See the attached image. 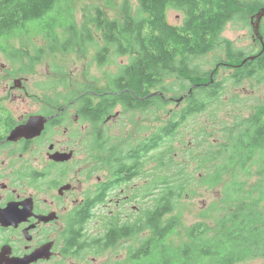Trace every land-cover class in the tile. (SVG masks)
Listing matches in <instances>:
<instances>
[{
  "label": "trees",
  "instance_id": "16d2710c",
  "mask_svg": "<svg viewBox=\"0 0 264 264\" xmlns=\"http://www.w3.org/2000/svg\"><path fill=\"white\" fill-rule=\"evenodd\" d=\"M136 2L122 0L121 19L110 18L98 5L79 23L73 0H0V49L17 63L23 64L25 54L9 51L16 47L8 40L32 32L63 53H88L93 48L95 61L102 67L110 61L111 50L116 57L133 54L130 62L118 65L109 76L110 89L97 93L96 104L92 93L81 94L80 112L97 128L119 106L151 113L167 108L170 113L150 137L108 150L114 158L112 175L100 183L103 195L95 199L108 202L109 190L144 175L147 185L139 196L146 199L145 206L129 218L82 209L67 235L66 252L100 253L132 240L134 245L127 252L130 264H235L258 257L264 264V118L259 113L236 115L225 140L208 147L207 161L215 163L203 173V182L217 186L224 176L232 175L224 190L232 210L219 220L217 234L210 235L206 224L197 222L187 228V239L176 243L185 226L174 211L194 177L170 171L178 155L176 143L184 140L187 127L197 133L199 114L219 110L231 86L237 89L248 79L264 82V51L247 58L250 54L222 35L229 22H249L264 0ZM171 9L184 13L180 24L170 21ZM218 48L225 58L218 57L212 69L202 66L200 59ZM44 51L39 47L35 59ZM171 104L178 107L169 108ZM99 135L98 146L105 154L106 140ZM150 176L155 178L150 181ZM98 218L102 219L100 231L91 234L89 225Z\"/></svg>",
  "mask_w": 264,
  "mask_h": 264
},
{
  "label": "rangeland",
  "instance_id": "374dc122",
  "mask_svg": "<svg viewBox=\"0 0 264 264\" xmlns=\"http://www.w3.org/2000/svg\"><path fill=\"white\" fill-rule=\"evenodd\" d=\"M137 4L136 0H132ZM122 0H73L75 17L80 23L84 20L94 6L101 5L105 8L110 18L122 17ZM256 16V15H255ZM184 18V13L178 9H171L169 19L175 24H180ZM35 30V29H32ZM223 38L232 40L235 47L244 49L248 54H253L262 49L260 41L254 40L255 22L232 21L229 22L222 33ZM16 49L9 51H21L25 54L22 59L23 64L17 63L5 55L4 50L0 51V99L3 98L15 113L32 111L38 105L39 97L47 100V97L74 99L85 92H103L109 90V76L117 69L118 65L130 62L133 54L116 57L111 50L110 61L105 66H99L95 61L94 49L82 52L63 53L58 47H49L45 38L38 33L18 34L8 40ZM103 46V43L100 44ZM39 47H44V52L38 60L35 59L39 52ZM31 56V57H30ZM224 57L222 48L212 51L200 62L202 66L212 69L218 57ZM232 69L229 68L228 71ZM264 77V73H263ZM16 79H21V86L14 87ZM13 88L11 91L10 89ZM225 101L219 110L214 113H201L197 116V134L191 127H187L184 140L176 143L178 152L175 164L171 167L173 174H186L191 179V185L186 194L180 199L174 214L180 215L183 225L181 236L176 237V243L186 240L187 228L197 222H203L209 229L210 235L219 232L218 222L232 210L230 203L224 200V190L226 184L231 180L229 173L223 178V182L217 186H211L203 182V173L214 167L213 162H208L210 154L209 145L211 142L221 144L225 140V134L229 131L234 117H249L257 112L264 118V82L260 83L254 79L245 80L237 89L234 86L229 88ZM67 99V100H68ZM178 105L171 104L169 108H176ZM168 109H157L155 113L145 110H124L121 106L112 110L109 115L103 118V136L106 140L102 150H112L113 146L118 148L123 144H136L156 131L162 123L168 119L170 113ZM84 123V122H82ZM85 126V123H84ZM83 127V126H82ZM88 132H81V150L78 156L82 159V187L86 191H93L98 183L111 177V165L113 157L110 151L101 153L98 144H93L88 138L91 133V125ZM86 141V142H85ZM104 155V156H103ZM105 157L107 161L96 160V157ZM88 160V162H87ZM149 173H152V165ZM155 168V167H154ZM155 173V172H153ZM155 176H150L152 181ZM257 176H253L251 181ZM147 181L145 176L135 182L125 184L116 190V197H120L121 203L108 202L104 206L96 209L99 216H118L125 218L140 212L145 206L146 199L139 196L146 189ZM264 203V199H263ZM264 212V206L262 207ZM102 220V219H101ZM101 220L89 225L91 234L100 231ZM132 240H123L116 247L100 253L84 252L82 257H67V264H130L127 259V252L133 247ZM263 258H252L235 264H262Z\"/></svg>",
  "mask_w": 264,
  "mask_h": 264
},
{
  "label": "flooded vegetation",
  "instance_id": "af4514ba",
  "mask_svg": "<svg viewBox=\"0 0 264 264\" xmlns=\"http://www.w3.org/2000/svg\"><path fill=\"white\" fill-rule=\"evenodd\" d=\"M263 7L251 18L254 40L261 42L262 49L247 58L264 51V16L257 26ZM91 97L94 104L100 100L94 92ZM38 99L32 111L17 113L0 99V264H67V257L81 258L82 252H66L67 235L75 228L78 214L108 202L121 203L116 190L122 186L109 190L105 203L95 201L103 195L100 183L105 180L93 191L82 187L81 132H88L91 125L88 138L98 144L99 134H104L103 119L97 128L82 116L81 95L72 100ZM35 117L40 127L44 123L39 134L9 138L18 126ZM67 154L69 159H65ZM38 251L40 256L30 260Z\"/></svg>",
  "mask_w": 264,
  "mask_h": 264
},
{
  "label": "water",
  "instance_id": "95a60500",
  "mask_svg": "<svg viewBox=\"0 0 264 264\" xmlns=\"http://www.w3.org/2000/svg\"><path fill=\"white\" fill-rule=\"evenodd\" d=\"M264 16V7L258 12V19H257V26L259 27V23L261 19ZM21 79H16L14 83V87H20L21 86ZM38 119L37 117L31 118L26 124L18 126L9 136L10 139H17L20 136L27 135V136H35L41 132V130L44 128V123L41 125V127L38 124ZM70 154H67L65 159H69ZM63 160V159H62ZM40 256L39 251L37 254H34L33 257L30 256V260H35Z\"/></svg>",
  "mask_w": 264,
  "mask_h": 264
},
{
  "label": "bare ground",
  "instance_id": "6f19581e",
  "mask_svg": "<svg viewBox=\"0 0 264 264\" xmlns=\"http://www.w3.org/2000/svg\"><path fill=\"white\" fill-rule=\"evenodd\" d=\"M262 21V20H261Z\"/></svg>",
  "mask_w": 264,
  "mask_h": 264
}]
</instances>
